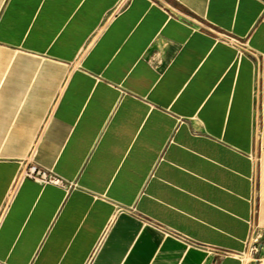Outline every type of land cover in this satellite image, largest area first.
Here are the masks:
<instances>
[{"label": "crops", "instance_id": "obj_1", "mask_svg": "<svg viewBox=\"0 0 264 264\" xmlns=\"http://www.w3.org/2000/svg\"><path fill=\"white\" fill-rule=\"evenodd\" d=\"M249 250L264 258V0H0V264Z\"/></svg>", "mask_w": 264, "mask_h": 264}, {"label": "built area", "instance_id": "obj_2", "mask_svg": "<svg viewBox=\"0 0 264 264\" xmlns=\"http://www.w3.org/2000/svg\"><path fill=\"white\" fill-rule=\"evenodd\" d=\"M225 41L229 42V43H238L241 42L239 39L232 37V36H228L224 39ZM26 175L32 177V178H40L43 180H49V181H53L56 183H61L63 180L59 177V176H49L48 172L39 168V166L35 163L31 164L26 172ZM257 241H254V243ZM253 261L256 264H264V258L261 257L260 255L254 256Z\"/></svg>", "mask_w": 264, "mask_h": 264}, {"label": "rangeland", "instance_id": "obj_3", "mask_svg": "<svg viewBox=\"0 0 264 264\" xmlns=\"http://www.w3.org/2000/svg\"><path fill=\"white\" fill-rule=\"evenodd\" d=\"M251 246H252V247L254 246V241H252ZM252 247H251V248H252ZM207 253H209V250H208V249H207ZM244 258H245V260H251V259L254 258V256H253L251 250H249L247 253L244 254Z\"/></svg>", "mask_w": 264, "mask_h": 264}]
</instances>
